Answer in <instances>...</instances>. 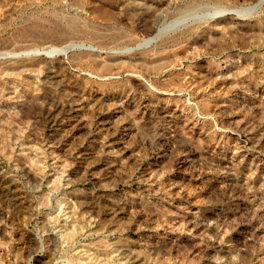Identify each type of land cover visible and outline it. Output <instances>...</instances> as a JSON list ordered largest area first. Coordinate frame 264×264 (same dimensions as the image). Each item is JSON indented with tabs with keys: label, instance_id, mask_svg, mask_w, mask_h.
I'll use <instances>...</instances> for the list:
<instances>
[{
	"label": "rangeland",
	"instance_id": "obj_1",
	"mask_svg": "<svg viewBox=\"0 0 264 264\" xmlns=\"http://www.w3.org/2000/svg\"><path fill=\"white\" fill-rule=\"evenodd\" d=\"M0 264H264V0H0Z\"/></svg>",
	"mask_w": 264,
	"mask_h": 264
},
{
	"label": "bare ground",
	"instance_id": "obj_2",
	"mask_svg": "<svg viewBox=\"0 0 264 264\" xmlns=\"http://www.w3.org/2000/svg\"><path fill=\"white\" fill-rule=\"evenodd\" d=\"M67 50H68V49H67ZM65 51H66V49H65ZM65 51H64V52H65ZM66 53H67V52H66Z\"/></svg>",
	"mask_w": 264,
	"mask_h": 264
}]
</instances>
